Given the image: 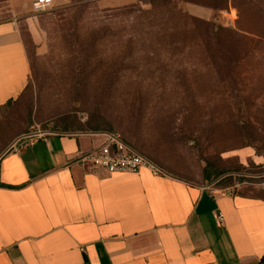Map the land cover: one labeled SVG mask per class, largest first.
Masks as SVG:
<instances>
[{
  "label": "rangeland",
  "instance_id": "rangeland-1",
  "mask_svg": "<svg viewBox=\"0 0 264 264\" xmlns=\"http://www.w3.org/2000/svg\"><path fill=\"white\" fill-rule=\"evenodd\" d=\"M33 1L0 0L30 67L0 105V155L31 132H109L167 173L228 172L264 197V0ZM210 23L226 29L208 39Z\"/></svg>",
  "mask_w": 264,
  "mask_h": 264
},
{
  "label": "crops",
  "instance_id": "crops-1",
  "mask_svg": "<svg viewBox=\"0 0 264 264\" xmlns=\"http://www.w3.org/2000/svg\"><path fill=\"white\" fill-rule=\"evenodd\" d=\"M29 72L17 19L0 21V105L20 96ZM108 133L31 132L0 157V264H264L263 196L75 162Z\"/></svg>",
  "mask_w": 264,
  "mask_h": 264
},
{
  "label": "built area",
  "instance_id": "built-area-1",
  "mask_svg": "<svg viewBox=\"0 0 264 264\" xmlns=\"http://www.w3.org/2000/svg\"><path fill=\"white\" fill-rule=\"evenodd\" d=\"M52 5L53 0H34L33 9L36 12H43ZM75 162L92 164L108 172H139L142 168L148 167L155 174L164 173L161 167L130 147L115 133H108L107 140L101 146L79 154ZM228 193H233V190ZM215 220L218 226L225 225L226 220L222 211L216 212Z\"/></svg>",
  "mask_w": 264,
  "mask_h": 264
},
{
  "label": "trees",
  "instance_id": "trees-1",
  "mask_svg": "<svg viewBox=\"0 0 264 264\" xmlns=\"http://www.w3.org/2000/svg\"><path fill=\"white\" fill-rule=\"evenodd\" d=\"M248 2L249 3H254L255 0H245V4L248 5ZM193 3V2H192ZM209 25V24H208ZM210 25H212L211 29L209 30V33L207 32V38L208 39H216L219 34L221 32H223L224 27H222L221 25L219 24H215V23H210ZM209 25V26H210ZM10 101H13V100H10ZM10 101H8L7 103H9ZM123 140V139H122ZM125 143H127L125 140H123ZM130 147H132L129 143H127ZM133 148V147H132ZM134 149V148H133ZM164 170V169H163ZM164 172H166L164 170ZM222 177V178H220ZM218 178H220L218 180ZM232 178L230 176V173L228 172H222V173H219L218 175H215V177L210 181V173L209 172H206L205 174V182L206 183H211V182H215V185H218V186H221V187H226V186H229V183L231 182ZM204 182V183H205ZM263 260H264V257H263Z\"/></svg>",
  "mask_w": 264,
  "mask_h": 264
},
{
  "label": "water",
  "instance_id": "water-1",
  "mask_svg": "<svg viewBox=\"0 0 264 264\" xmlns=\"http://www.w3.org/2000/svg\"><path fill=\"white\" fill-rule=\"evenodd\" d=\"M22 137V136H21ZM21 137H19V138H21ZM18 138V139H19ZM18 139L16 140V141H14L12 144H11V146H9L8 147V149H6L1 155H0V157L5 153V152H7L17 141H18ZM222 178V177H221Z\"/></svg>",
  "mask_w": 264,
  "mask_h": 264
}]
</instances>
